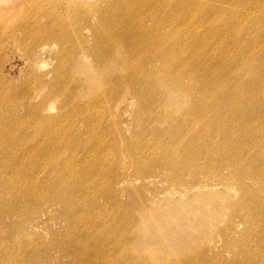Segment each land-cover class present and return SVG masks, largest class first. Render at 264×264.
Instances as JSON below:
<instances>
[{"label": "rangeland", "instance_id": "rangeland-1", "mask_svg": "<svg viewBox=\"0 0 264 264\" xmlns=\"http://www.w3.org/2000/svg\"><path fill=\"white\" fill-rule=\"evenodd\" d=\"M7 1L0 264H264V0Z\"/></svg>", "mask_w": 264, "mask_h": 264}, {"label": "bare ground", "instance_id": "bare-ground-1", "mask_svg": "<svg viewBox=\"0 0 264 264\" xmlns=\"http://www.w3.org/2000/svg\"><path fill=\"white\" fill-rule=\"evenodd\" d=\"M10 1V0H9ZM18 1V0H17ZM17 1H15V2H17ZM112 2H113V0H111ZM6 2H8L7 0H0V3H6ZM117 4H118V1L116 2ZM7 4V3H6ZM16 4V3H15ZM1 5V4H0ZM10 5H11V3H10ZM8 6V5H7ZM6 6V7H7ZM16 6V5H15ZM4 7H5V5H4ZM5 7V8H6ZM224 40H229V39H227L226 37L224 38ZM114 44V40H112V41H109V45H113ZM108 51H109V53H110V51H112V49L110 50V48H108ZM127 66H128V64H126ZM123 67L125 68V65L123 64ZM235 67H232V69H234ZM164 87V86H163ZM172 87H177L176 85H173Z\"/></svg>", "mask_w": 264, "mask_h": 264}]
</instances>
